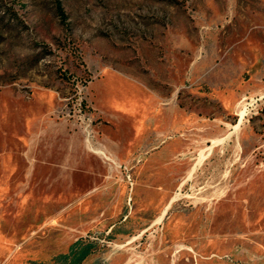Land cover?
I'll return each instance as SVG.
<instances>
[{
    "label": "rangeland",
    "instance_id": "1",
    "mask_svg": "<svg viewBox=\"0 0 264 264\" xmlns=\"http://www.w3.org/2000/svg\"><path fill=\"white\" fill-rule=\"evenodd\" d=\"M60 1L0 0V264H264V0Z\"/></svg>",
    "mask_w": 264,
    "mask_h": 264
},
{
    "label": "trees",
    "instance_id": "2",
    "mask_svg": "<svg viewBox=\"0 0 264 264\" xmlns=\"http://www.w3.org/2000/svg\"><path fill=\"white\" fill-rule=\"evenodd\" d=\"M56 7L61 19L65 21L66 14L60 0H56ZM83 101L81 102L83 103ZM80 242L81 239L73 242L67 252L59 254L49 264H53L54 262L60 264H80L81 260L88 254V250L84 246H80Z\"/></svg>",
    "mask_w": 264,
    "mask_h": 264
},
{
    "label": "built area",
    "instance_id": "3",
    "mask_svg": "<svg viewBox=\"0 0 264 264\" xmlns=\"http://www.w3.org/2000/svg\"><path fill=\"white\" fill-rule=\"evenodd\" d=\"M89 136H90V134H88V139H89ZM96 148H99V147H96ZM99 149L101 151V154H99V155L103 158V160H105L109 163H116L119 166H121V164L117 163L116 160H114V158L109 153H107L104 149H102V148H99Z\"/></svg>",
    "mask_w": 264,
    "mask_h": 264
},
{
    "label": "crops",
    "instance_id": "4",
    "mask_svg": "<svg viewBox=\"0 0 264 264\" xmlns=\"http://www.w3.org/2000/svg\"><path fill=\"white\" fill-rule=\"evenodd\" d=\"M94 151H95V152H98V153H101V151H100L99 149H95ZM111 156H112V155H111ZM112 157H113V156H112ZM113 158H114V157H113ZM114 160L117 161V159H115V158H114Z\"/></svg>",
    "mask_w": 264,
    "mask_h": 264
}]
</instances>
